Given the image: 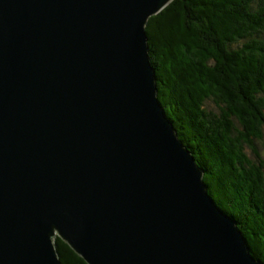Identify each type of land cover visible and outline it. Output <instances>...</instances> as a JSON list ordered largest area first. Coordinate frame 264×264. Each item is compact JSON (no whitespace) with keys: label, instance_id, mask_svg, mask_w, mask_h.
Instances as JSON below:
<instances>
[{"label":"water","instance_id":"water-1","mask_svg":"<svg viewBox=\"0 0 264 264\" xmlns=\"http://www.w3.org/2000/svg\"><path fill=\"white\" fill-rule=\"evenodd\" d=\"M172 0H0V264H263L157 97Z\"/></svg>","mask_w":264,"mask_h":264},{"label":"trees","instance_id":"trees-1","mask_svg":"<svg viewBox=\"0 0 264 264\" xmlns=\"http://www.w3.org/2000/svg\"><path fill=\"white\" fill-rule=\"evenodd\" d=\"M146 33L167 118L264 264V0H172ZM54 242L61 264H87Z\"/></svg>","mask_w":264,"mask_h":264},{"label":"rangeland","instance_id":"rangeland-1","mask_svg":"<svg viewBox=\"0 0 264 264\" xmlns=\"http://www.w3.org/2000/svg\"><path fill=\"white\" fill-rule=\"evenodd\" d=\"M147 25H148V23H147ZM145 30H146V28H145ZM146 34H147V33H146ZM261 152H262V155H263V157H264V150L261 149Z\"/></svg>","mask_w":264,"mask_h":264}]
</instances>
